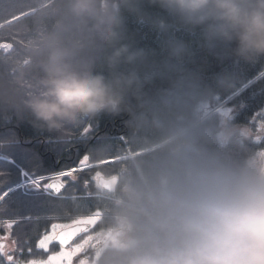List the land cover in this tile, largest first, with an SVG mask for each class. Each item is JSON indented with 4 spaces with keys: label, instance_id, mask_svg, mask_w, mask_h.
Wrapping results in <instances>:
<instances>
[{
    "label": "clouds",
    "instance_id": "1",
    "mask_svg": "<svg viewBox=\"0 0 264 264\" xmlns=\"http://www.w3.org/2000/svg\"><path fill=\"white\" fill-rule=\"evenodd\" d=\"M33 55L42 72L25 107L37 125L62 133L116 113L142 81L150 53L123 43L126 19L199 36L239 62L264 60V0H63ZM148 9H155L152 13ZM165 21H171L166 24ZM103 53L104 71L81 57ZM172 57L183 41L165 40ZM119 214L130 225L114 264H264V168L178 142L151 182L128 184Z\"/></svg>",
    "mask_w": 264,
    "mask_h": 264
},
{
    "label": "trees",
    "instance_id": "2",
    "mask_svg": "<svg viewBox=\"0 0 264 264\" xmlns=\"http://www.w3.org/2000/svg\"><path fill=\"white\" fill-rule=\"evenodd\" d=\"M63 6V0H0V144L4 145L0 150L11 151L23 167L25 157L31 160L41 155L43 171L37 172L33 167L30 169L33 175L113 159L163 143L189 128L208 110L264 71V60L239 62L224 49L208 50L196 34L176 27L162 33L129 16L122 42L150 53L141 68V83L127 94L116 113H103L83 119L62 133H49L33 120L25 101L38 90V81L42 77L33 49L41 34L59 18ZM148 10L156 12L155 9ZM165 23L171 24V21ZM169 38L183 41L186 50L179 56H170L165 46V40ZM81 57L94 59L96 71L105 70L103 53L95 51L94 45L85 43ZM250 89H254L255 97L264 92V77L225 104L224 110H229L223 117L216 113L165 146L124 161L127 177L132 183L151 182L178 142L190 143L200 152L235 163L248 164L256 156H264V126L259 125L264 124V104L257 110L244 111L240 99ZM88 123L100 124V131L89 134L88 140L92 142L78 153V148L84 146L76 141L80 130ZM21 126L31 129L33 135L25 136ZM243 127L252 134L261 131V136L253 140L230 132ZM226 132L230 134L226 136ZM50 138L55 141L50 149L42 145L32 147L37 139L47 143ZM12 139L16 141L15 146L8 145ZM66 141L71 143L65 144ZM114 166L117 164L80 171L68 180L60 199L44 197L38 204L27 205L4 199L0 203V224H13L6 230L15 257L29 256L27 258L31 260L44 257L40 256L45 253L37 249L36 243L49 232L46 230L52 221L48 217L52 214L73 218L100 211L120 215V208L87 196L94 187V175L108 176ZM17 177L18 170L15 177L3 180L0 186ZM117 251L104 252L101 258L115 259ZM50 253L54 251L50 249L47 254ZM16 261L21 262V259ZM0 264H11L1 251Z\"/></svg>",
    "mask_w": 264,
    "mask_h": 264
},
{
    "label": "flooded vegetation",
    "instance_id": "3",
    "mask_svg": "<svg viewBox=\"0 0 264 264\" xmlns=\"http://www.w3.org/2000/svg\"><path fill=\"white\" fill-rule=\"evenodd\" d=\"M259 125L264 126V124H259ZM13 127H15V125H13ZM243 130H246V132H244ZM232 132L238 133V135L241 138H253V140H257L261 136V131H258L257 134H252V132L245 127L236 128ZM28 153L29 151L26 150V154ZM256 157H259V159L255 163L253 164L251 163V165L260 166L262 168V162L264 156H256ZM251 160L248 162V164H250ZM123 162L124 161L116 162L117 166H114V169L111 171V173L108 176H105L100 173H96L94 175V182H95V184L93 185L94 187H92V192L87 194V196L96 199L105 200L108 203H110V205L120 208L123 203L124 189L128 184L132 183V180L127 177V173L124 168ZM107 166H110V164ZM99 176H103L106 178H111V177L118 178V182L114 187L112 193L103 191L98 187L96 180L97 177ZM73 178L74 177L63 178L65 181V186L68 183V180H72ZM137 184H141V182L139 181V183L137 182ZM64 188L59 196H54L53 194H50V195H45V197L52 199H60L63 197L62 194ZM48 220L52 222H50L49 225L50 227L46 231H49L48 233H50L52 226L53 236L59 230L75 224L90 225L89 229L82 232L77 238H75L72 244L69 245L67 248H61L57 244L52 243L49 247L54 251V253L40 255L44 257H38L33 259L37 261L51 260L52 264H106V263L108 264L110 262H115V259L101 258V255L104 252L120 250L121 248H123L125 233L130 229V225H128V223L121 217V215H110L109 213H102L100 211L85 216H76L73 218L70 215L61 217L59 214H52L48 217ZM10 223L11 222L9 223L6 222L5 225L9 227ZM7 232L8 231L6 230V228L0 226L1 253L5 252L8 255V257H10L11 260L16 261L17 259H21L20 263L22 264H24V260H26L27 262L25 264H29V261H31L30 258H27L29 256L26 257L24 256V258H19V257L16 258L12 249L7 248L9 242ZM107 235L108 238L105 241V243L102 246H99L100 242Z\"/></svg>",
    "mask_w": 264,
    "mask_h": 264
},
{
    "label": "snow or ice",
    "instance_id": "4",
    "mask_svg": "<svg viewBox=\"0 0 264 264\" xmlns=\"http://www.w3.org/2000/svg\"><path fill=\"white\" fill-rule=\"evenodd\" d=\"M249 93H251V95H249ZM253 97H255L254 89H250L241 96L240 99L244 104V111H248L249 109L257 110L261 104H264V92H262L258 97H255V99H253ZM100 127V124L94 125L92 123H88L85 129L80 130L79 139L76 141V143L83 145L84 147L78 148V153L84 151L87 144L92 142L91 140H88V135L92 133H98L100 131ZM21 128L25 136L33 135L31 129L24 128L23 126H21ZM54 143L55 141H53L51 138L47 141V143H42L39 139H37L36 144L32 145V147L42 145L44 148L50 149ZM68 143H71V141L65 142V144ZM8 145L15 146V139L8 141ZM3 146V144H0V147ZM0 159L6 158L0 157ZM42 159L43 157L41 155H37L31 160H28L27 157H25V166L18 169V177L11 180L10 183L0 186V197L7 200L9 203L16 202L25 205L38 204L44 199L45 195L60 193L65 187V181L63 178H72L79 170L78 167H71L58 172H53L51 176L33 175L30 172V169L33 167L36 168L37 172L43 171L41 164ZM80 159H83V156ZM9 163H11V161H9ZM49 171L51 170L49 169ZM6 175V173L0 172V177H4ZM12 226L13 224L10 223L9 227ZM54 242L58 244L60 243V240L58 236H53V227L51 226V232L42 235L41 238L38 239L36 247L43 253L47 254L50 250L49 246ZM29 252L31 253V248H29ZM29 264H52V261L31 260L29 261Z\"/></svg>",
    "mask_w": 264,
    "mask_h": 264
},
{
    "label": "water",
    "instance_id": "5",
    "mask_svg": "<svg viewBox=\"0 0 264 264\" xmlns=\"http://www.w3.org/2000/svg\"><path fill=\"white\" fill-rule=\"evenodd\" d=\"M256 80H258V78L253 80L252 82H250L248 85L244 86L243 88H241L234 96H236L239 93H241L242 91H244L248 86L253 84ZM209 115H210V112L206 113L201 119H199L190 128L186 129L181 134L171 138L167 142L158 145L156 148H159V147L171 142L172 140L176 139L177 137L181 136L182 134L188 132L190 129L194 128L196 125H198L199 123L204 121ZM262 168H264V158H263V162H262ZM117 182H118L117 177L105 178V177L100 176L97 178L98 187L101 190L109 192V193L113 192L114 187L116 186ZM62 190H61V192H62ZM61 192L60 193H53V194L58 196L61 194ZM1 200H2V197L0 198V201ZM89 227H90L89 224H75V225L69 226L67 228L61 229L54 236V237H56V236L59 237L60 243H58V244L55 242L54 243L57 244L58 246H60L61 248H67L69 245L72 244V242L75 240V238H77L82 232L88 230ZM107 238H108V235L105 236V238L100 242L99 246H102L105 243V241L107 240Z\"/></svg>",
    "mask_w": 264,
    "mask_h": 264
},
{
    "label": "rangeland",
    "instance_id": "6",
    "mask_svg": "<svg viewBox=\"0 0 264 264\" xmlns=\"http://www.w3.org/2000/svg\"><path fill=\"white\" fill-rule=\"evenodd\" d=\"M229 108H226L224 110V108L222 107L219 111H217V113L223 117V115L226 114V112H228ZM235 130V129H233ZM233 130H231L230 132H232ZM244 132H246V130H243ZM229 135V132H226V136ZM0 157H5L6 159H0V172H4L6 174H9L8 176H4V177H0V182H2L3 180H7V179H10L12 177H15L16 174H17V170L20 168V167H23V165H21L19 163V161L15 158L14 154L11 152V151H4V150H0ZM259 159V157H255L251 160L250 162V165L251 163H255L257 160ZM9 161H11V163H9ZM20 166H19V165ZM3 183V182H2ZM0 226H3V228H6L8 229V227H6L5 224H0ZM7 248H11L12 251H13V245L11 244V242L9 241L8 242V245H7ZM49 252V251H48ZM2 254L4 255V257L8 260V262H10L11 264H22L20 262H17V261H14V260H11L10 257H8V255L5 253V252H2ZM63 256V255H62ZM61 256V257H62ZM46 258V257H45ZM27 261L24 260V264L26 263Z\"/></svg>",
    "mask_w": 264,
    "mask_h": 264
}]
</instances>
